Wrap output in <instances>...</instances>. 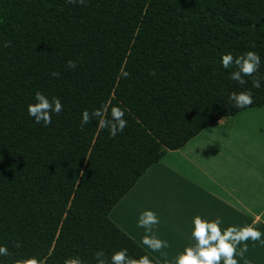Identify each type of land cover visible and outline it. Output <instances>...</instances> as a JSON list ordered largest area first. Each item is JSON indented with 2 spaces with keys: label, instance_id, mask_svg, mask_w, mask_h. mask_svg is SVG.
Returning <instances> with one entry per match:
<instances>
[{
  "label": "trees",
  "instance_id": "obj_1",
  "mask_svg": "<svg viewBox=\"0 0 264 264\" xmlns=\"http://www.w3.org/2000/svg\"><path fill=\"white\" fill-rule=\"evenodd\" d=\"M247 51L259 66L238 82ZM37 91L62 105L46 127L27 114ZM241 92L252 103L237 108ZM262 104L264 0H0V264H111L121 250L160 264L109 209L165 152ZM113 106L127 121L115 136L92 116Z\"/></svg>",
  "mask_w": 264,
  "mask_h": 264
},
{
  "label": "crops",
  "instance_id": "obj_2",
  "mask_svg": "<svg viewBox=\"0 0 264 264\" xmlns=\"http://www.w3.org/2000/svg\"><path fill=\"white\" fill-rule=\"evenodd\" d=\"M109 210V218L160 264H175L185 247L194 246L196 215L219 217L222 232L228 226L259 230L260 240L243 241V259L234 258L237 264H264V104L222 117L165 152ZM146 210L158 219L149 232L137 227ZM145 237L168 246L153 250L142 243Z\"/></svg>",
  "mask_w": 264,
  "mask_h": 264
},
{
  "label": "clouds",
  "instance_id": "obj_3",
  "mask_svg": "<svg viewBox=\"0 0 264 264\" xmlns=\"http://www.w3.org/2000/svg\"><path fill=\"white\" fill-rule=\"evenodd\" d=\"M77 3H83L84 0H75ZM7 46V42H5ZM233 58L231 54L223 55L220 58V63L223 68H228ZM260 57L253 51H247L242 57H238L235 61L239 71H234L229 74L231 79L243 82L241 73L250 75L259 66ZM69 67H74L75 64L72 60L66 61ZM52 75H57L52 73ZM253 87L259 88L260 83L258 80H253ZM237 108L249 105L252 103V96L250 92L233 93L230 97ZM34 103L27 106V114L32 117L36 124L48 126L51 122V114L59 113L62 105L58 98L49 100L46 96L37 91L34 95ZM92 116L99 118V123L102 128H107L111 136H115L118 132H122L127 124L124 119V111L113 106L110 109L109 116L103 118L102 110H94ZM90 121L89 112L87 110L81 113L80 124L83 127ZM158 223V219L154 212L146 210L142 212L137 221V227L144 228L146 232L151 231V227ZM193 227L191 237L195 241L194 246L185 247L183 252L178 254L175 258V264H220L223 259V264H237L235 256L243 259L244 253L247 251V244L242 243L251 238L253 241H259L261 233L259 230L251 227L244 226L237 228L235 226H228L221 231L219 227L221 221L219 217L215 220H205L199 215L192 218ZM264 242V241H261ZM142 243L148 245L153 250H159L161 247H167V241H161L155 238H143ZM240 244L239 250L236 246ZM7 247L0 245V256H7ZM97 264H105L99 257L103 256L102 252L95 253ZM68 264H78V261H71ZM111 264H129L126 257V251L121 250L112 254ZM136 264H149L146 257H142Z\"/></svg>",
  "mask_w": 264,
  "mask_h": 264
},
{
  "label": "water",
  "instance_id": "obj_4",
  "mask_svg": "<svg viewBox=\"0 0 264 264\" xmlns=\"http://www.w3.org/2000/svg\"><path fill=\"white\" fill-rule=\"evenodd\" d=\"M161 149L163 150V149H165V147H164V146H162V147H161Z\"/></svg>",
  "mask_w": 264,
  "mask_h": 264
}]
</instances>
